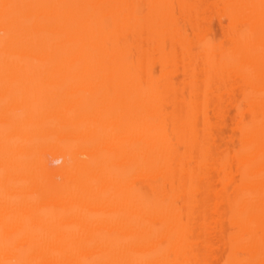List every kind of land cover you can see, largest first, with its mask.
<instances>
[{
  "label": "bare ground",
  "instance_id": "bare-ground-1",
  "mask_svg": "<svg viewBox=\"0 0 264 264\" xmlns=\"http://www.w3.org/2000/svg\"><path fill=\"white\" fill-rule=\"evenodd\" d=\"M0 264H264V0H0Z\"/></svg>",
  "mask_w": 264,
  "mask_h": 264
}]
</instances>
